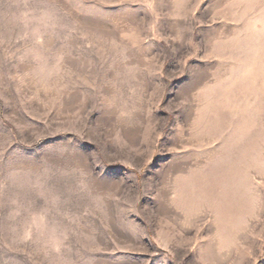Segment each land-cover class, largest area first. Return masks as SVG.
<instances>
[{
    "label": "rangeland",
    "instance_id": "obj_1",
    "mask_svg": "<svg viewBox=\"0 0 264 264\" xmlns=\"http://www.w3.org/2000/svg\"><path fill=\"white\" fill-rule=\"evenodd\" d=\"M0 264H264V0H0Z\"/></svg>",
    "mask_w": 264,
    "mask_h": 264
}]
</instances>
